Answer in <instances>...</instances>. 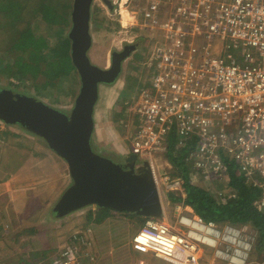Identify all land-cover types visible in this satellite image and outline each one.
I'll use <instances>...</instances> for the list:
<instances>
[{"label":"rangeland","instance_id":"1","mask_svg":"<svg viewBox=\"0 0 264 264\" xmlns=\"http://www.w3.org/2000/svg\"><path fill=\"white\" fill-rule=\"evenodd\" d=\"M18 1L20 3L26 2L28 6L24 7L17 26L7 25L8 23H12L10 22L11 19L6 12L0 11V62H3V67L6 65L5 62H7L4 57L10 54L9 47L11 46V42L17 37L18 32L22 28L28 24H32L39 9L38 5L43 0ZM61 1H56L54 5H58L60 8ZM111 1L113 4L112 9L104 0H94L93 2L90 29L93 43L89 51L91 60L102 67H108L111 62L112 52L121 51L125 45L131 44L137 45V49L131 52V55L123 63V72L117 81L113 84H101L100 86V96L97 106L99 109L109 110V115L113 116L111 126L115 131L114 135L118 136V138L110 139L106 137L105 139L98 129L95 136L93 135L95 149L117 160H121L128 154L136 153L139 156V163L149 161L153 165L159 190L165 203L164 216L160 219L178 231H184L188 234L196 232L205 235V237H211L215 241L214 244L209 243L205 239L199 241L202 249L201 264H246V261L241 260L246 255V252L249 255L248 260H251V263L248 262L247 264H264L262 256L254 249L256 240H254L255 231L252 230V227L249 225L234 226L228 223L217 224L204 221L205 226L202 228L199 224L203 220L198 215L196 217L195 212H191L193 210L190 206L184 205L183 202H173L169 199L171 193L185 197L184 179L173 175L176 170L167 157L169 136L167 135L163 140L159 141L145 138V135L141 131L145 119L143 117L140 118L137 114V108L144 99L142 96L143 90L151 84V78L147 76V69L144 63L151 59L152 48L159 42L155 31L151 28L155 15L151 17L146 16V13H150V0ZM73 2L74 0L71 3V14ZM157 2L159 4L157 27L160 28L162 23L167 21L168 15H176L177 18H180L182 16L180 9L185 8L184 5L187 3L186 0H157ZM15 7L18 6L16 5ZM137 13L139 17L138 22L132 23V14L135 16ZM71 24L70 18V22L68 21L67 25L54 26V28L46 25L42 32L48 36L47 38L51 46H53L59 41L58 37L60 34H64L65 37L69 36ZM196 41L195 46L197 48L204 45V49L209 50L212 56L215 57L223 55L226 46L229 44V40L223 39L219 35L208 37L207 34H204L202 39L199 40L198 38ZM46 51L49 52L48 49ZM194 62H198V59L194 60ZM18 81V79H8L4 73V68L0 65V87L7 86V88L15 92L34 95L65 111H69L72 108L81 83L78 72L75 73L74 71L68 76L61 75L57 84H48V86L44 87L39 86L40 89H36V87L43 85L44 76H39L36 80L26 76L22 80L21 86H19ZM11 82L17 85L15 86ZM8 133H13L11 136L13 140L16 134L23 135L25 138L31 140V146L25 141H23L24 147L22 148L20 146L16 147L15 143L12 146H7L9 142H13L9 140L10 137L7 138ZM34 137L38 136L27 132L21 126L7 125L0 120V187L5 184V181L11 178L14 179L11 185L6 183V186L0 188V209L3 210L4 205L8 203L12 206L5 211L7 215H11V220L9 218L6 219V222L2 221L3 226L5 224L12 225L9 231H3L6 234L5 251L7 248V251L12 255L25 253L27 250L31 251L30 249L32 248L38 249L42 245L40 243H45L46 241H38L39 243L37 244L33 243L31 241L32 238L29 239V235L24 233L26 232L25 230L37 221L33 218L25 220L21 214L13 211H18L17 205H19V202L22 206H25L29 202L30 206L28 210L31 211V215H35L36 208L39 206V214L43 211L42 208L45 209L49 204L52 207L54 203L51 202L55 199L58 200L60 195L72 183L67 163L54 151L50 150L46 141L40 137H38V140L41 142L42 147H39L40 143H35ZM102 138L107 143L102 142ZM120 142L125 144L124 148H122V144L119 145ZM44 143L46 146H44ZM118 145L120 150L122 149L124 152L118 151ZM138 147L141 148V152L139 153L135 152V149ZM50 151L49 155L48 152ZM37 158L39 159L36 160ZM191 162L193 166L190 175L193 183L204 187L218 197L222 194L225 197V195L230 193L227 186V177L218 173L214 174L213 164L206 161V165H210V174L208 175L204 174L201 169L194 168L195 161ZM34 163L39 165L38 169L33 167ZM23 164H28L27 171H25L26 174L17 176L18 178L15 177L19 171L18 168L23 166ZM253 178L257 179L258 175L254 174ZM177 180H180V185L176 183ZM8 187H10L12 195L3 193ZM83 209L79 210V215L76 218L71 221L63 220L61 225H59L58 230L59 235H61L59 246L63 244L61 248L66 245L72 233L84 232L87 235H91V233L95 234L94 231L88 230V219L84 218V215L89 211V207ZM112 214H119V211L113 210ZM50 216L52 219L54 218L51 213ZM132 219H134L135 223H138L136 225L140 226L142 224L140 220ZM45 222L46 225L44 226L50 223L48 220H45ZM175 224H178V227L182 224V230L174 227L176 226ZM216 225L220 231L212 230ZM96 242L98 244L92 243L87 251L89 255L85 257L89 264H140L142 261L144 264H167L166 261L158 258L150 250L136 245V250L127 246L126 250L109 253L108 251L102 252L101 249L104 247H100L99 241L96 240ZM0 248H2L1 245ZM7 251L6 253H8Z\"/></svg>","mask_w":264,"mask_h":264},{"label":"built area","instance_id":"2","mask_svg":"<svg viewBox=\"0 0 264 264\" xmlns=\"http://www.w3.org/2000/svg\"><path fill=\"white\" fill-rule=\"evenodd\" d=\"M187 1L192 7L173 17L144 63L151 84L137 108L141 131L156 141L172 132L180 142L195 137L189 159L204 174L207 161L223 175L221 153L235 155L264 189V0ZM204 34L229 40L223 55L195 46ZM132 241L167 264H201L199 242L159 218L148 217ZM87 243L74 234L51 264H87Z\"/></svg>","mask_w":264,"mask_h":264},{"label":"water","instance_id":"3","mask_svg":"<svg viewBox=\"0 0 264 264\" xmlns=\"http://www.w3.org/2000/svg\"><path fill=\"white\" fill-rule=\"evenodd\" d=\"M104 1L113 8L111 0ZM93 2H73L68 35L72 62L81 83L72 108L65 111L34 95L0 88V120L20 125L42 138L67 163L72 183L53 207L57 218L95 206L160 219L164 216L165 203L153 165L149 161L139 163L136 153L117 161L97 151L93 144L100 86L117 81L123 63L137 49V45L131 44L114 51L108 67L91 60Z\"/></svg>","mask_w":264,"mask_h":264},{"label":"trees","instance_id":"4","mask_svg":"<svg viewBox=\"0 0 264 264\" xmlns=\"http://www.w3.org/2000/svg\"><path fill=\"white\" fill-rule=\"evenodd\" d=\"M56 1L59 2L60 0H43L38 5L39 9L32 24H28L22 28L18 32L17 37L11 42V46L9 47L10 54L4 57L7 60L5 62L6 65L3 67V62H0L7 78L18 79L19 86H21L20 84L26 76L34 80L39 76H44L43 85L36 87V89H40L39 86L44 87L48 86V84H57L61 75H71L72 71L77 73L71 58V40L69 36L65 37L64 34H60L58 37L59 41L51 46L47 38L48 36L42 32L46 25L54 28V26L59 27L67 25L68 21L70 22L71 3L73 0H62L60 8L58 5H54ZM16 5L18 7H15ZM25 6H28L26 2L20 3L18 0H0V11L6 12L11 19L10 22H12L7 25L13 27L18 25ZM46 49L49 52H45ZM11 83L15 84L13 82ZM12 135L13 133H8L7 138L10 137L9 140L13 142H9L7 146H12L15 143L16 147L20 146L22 148L24 147L23 141L28 143V145L31 144V140L25 138L23 135L16 134L14 140L11 139ZM183 142L184 144L181 145ZM196 142L195 137L180 142V138L175 132H172L168 137L167 157L176 170L173 175L182 177L185 187V197L171 193L169 199L173 202H183L184 205L190 206L207 223L252 225L258 231L254 249L262 256V261H264L263 190L253 183L250 179L252 175H249L242 168L238 158L235 155L226 153H221V158L224 163V170L222 172L227 177V186L230 193L225 195V197L224 194L218 197L204 187L193 183L190 175L193 165L188 159L190 153L195 151ZM179 145L180 147H178ZM97 209L96 217L92 216L93 209H91L86 219L89 221L93 220V218L100 220L113 215V209L102 207H97ZM119 213L140 220L142 225L145 222V217L134 212L119 211ZM11 226H9V230ZM4 229L5 227L0 222V231H4ZM27 231H30V234L37 233L35 226H30ZM5 237L6 234L0 232V239ZM50 242L51 239L49 236L45 242L47 244L42 246L41 252L37 255H35L34 248L30 249L31 251L27 250L25 253H16L13 255H8L5 251L0 250V259L3 257L1 261L4 264L7 262L32 264L38 258L39 261L43 260L42 264H51V260L49 261L47 257H49V254L54 253L57 248L55 249L54 246H50ZM30 254L34 256L30 258Z\"/></svg>","mask_w":264,"mask_h":264},{"label":"crops","instance_id":"5","mask_svg":"<svg viewBox=\"0 0 264 264\" xmlns=\"http://www.w3.org/2000/svg\"><path fill=\"white\" fill-rule=\"evenodd\" d=\"M150 2H151V4L149 3L150 13L148 12L149 15H147V13H146V16L151 17L152 15H155L154 16L155 19L153 20L155 24L153 23L152 26H151V28L155 31L156 38H158V41H160V40H162V38H164L166 35H168V31H166V30L171 27L169 25L172 23V19L176 15H172V16H171V14L168 15L167 21H164L162 23L161 28L160 27H157V25H158L157 22H158V18H159L157 16V14L159 13V4H158L157 0H150ZM186 2L187 3L184 5V7L190 9L192 7L191 6L192 4L188 3L187 0H186ZM196 2H198V1L196 0L195 3ZM135 16H136V19H135ZM135 16L132 14V23L133 22H135V23L138 22V19H139L138 13ZM108 112H109V110L105 111V109H99V107L96 105L95 115H94V119H95V130H94L93 135L95 136L96 132L99 129V133L100 134H103V137H105V139H106V137H108L110 139L111 138H118V136L114 135L115 131L112 129V126H111L113 116H111V114L109 115ZM34 138H35V140L33 139L34 142L35 143H38L39 142L40 143L39 144V147H42V144L38 140V137H34ZM102 140H103L102 142L107 143V141L104 140L103 138H102ZM42 142H44V141L42 140ZM121 144H122V142H120L119 145H121ZM119 145H118V148H119L118 151L119 152H124L122 149L120 150ZM122 145H123L122 148H124L125 144H122ZM44 146H46V144ZM114 146H116V145L114 144ZM116 148H117V146H116ZM49 153H51V151L48 152V154ZM38 159L39 158H37L36 160H38ZM25 161H27V160H25ZM27 165L28 164H23V166H21L20 168H18L19 171L17 172V174L15 175V177H17V176H23L24 174H26L25 171H27ZM38 166H39L38 164H35L33 167H35V168L38 169ZM11 182L12 183L14 182V179L13 178H11L10 180L5 181V184L2 187L6 186V183H8V185H11L12 184ZM255 185H257V184H255ZM257 186H259V185H257ZM2 187H0V188H2ZM260 189H262L263 192H264V189L262 187H260ZM4 192L6 194H8V195H12L11 194L10 187L6 188L5 191H3V193ZM57 201L58 200L55 199L51 203L56 204ZM7 203H8V201H7ZM28 203H26L25 206H22L21 203L19 202V205H17L18 211L17 210H13L16 213L21 214V216H23L25 220H28V219H32L33 218V219H35L37 221L36 223H34L32 225V226H35L37 233L30 234V231H27L28 229L25 230L26 232H24V233H27L29 235V239L32 238L31 241H33V243H36L37 244L40 241H44V240L47 241V238L50 236V239H51V242L49 244L50 246H54L55 249L56 248H60L61 246H63V244L59 246V243H61V235H59L58 227H59V225H61V223L63 222V220L71 221L72 219L76 218L79 215V213H78L79 210L78 211H74V212L70 213L69 215H67L65 217L57 218L55 215H53V212H52L53 207L55 205L53 204L52 207H51V204H49V206L45 207V209L42 208L43 211L40 212L39 214H38V208H40V207L38 206L36 208L35 215H31V211L28 210V207L30 206V204H28ZM10 206H11V204L8 203L7 205L6 204L4 205V209L3 210L0 209V222L1 223H2V221L3 222L4 221L6 222V219H9V218L11 220V215H7L6 212H5L8 208H10ZM168 207H169V205H168ZM86 208H84V209H86ZM90 208L93 209V213H92L93 215L92 216H95L96 217L97 216V211L96 210H98L97 207H95V206L89 207V211H91ZM191 209L193 210L191 212H195L193 208H191ZM89 211L86 213V215H84V218L85 219L87 218V215L89 214ZM167 211H169V209H167ZM50 213L53 215V217H54L53 219L51 218ZM76 213H77V215H75ZM14 216H15V214H14ZM196 217H197V214H196ZM19 220H21V219H19ZM45 220L50 221V223H47V226H44V225H46L45 224L46 223ZM76 222H78V221H76ZM203 222L204 221H202L199 224L200 227H202V228H203V226H205V223H203ZM87 224L89 225V226L87 225L88 226V230L89 231H94V233H95V234H92L91 233V235L90 234L87 235V233H86L87 239H88V242H89L88 250H89L90 246L92 245V243H95V244L97 243L96 240L99 241L100 247H104L103 249H101L102 252H104V251H108L109 253L112 252V251L113 252H117V251L119 252V251L126 250L128 247L134 248V250H136V247H135V244L132 241V238L140 230V228L142 227V224L141 225L139 224L140 226L136 225L138 223H135L134 222V219H132V217H130L128 215H123V214L119 213V214H115V215L113 214V215H111V216H109V217H107L105 219H100V220H96L95 218H93V220H91V221L88 220L87 221ZM175 225L176 226H174V225L173 226L176 227V228H179V230H182V224H180L179 227H178V224H175ZM244 225H249L250 227H252V230L255 231V233H254V240H255L256 237H257V235H258V231L252 225H250V224H244ZM4 226H5L4 231H9V225L8 224H5ZM234 226H236V225H234ZM7 228H8V230H6ZM212 230H214V231H220L218 229L217 225ZM49 231H53V232H49ZM0 232L3 233V231H0ZM181 232L184 233V234H186L187 236L193 237L198 242L201 239H205L209 243H212V244L215 243V241H214L213 238L208 237V236L205 237V235H201V234L196 233V232H191V234H188V233H186L184 231H181ZM3 234H5V233H3ZM54 237H55V239H54ZM62 242H63V238H62ZM40 244H42V243H40ZM46 244L47 243H43V245H41L38 249H34V251L36 252L35 255L39 254L41 252V250H42L41 249L42 246H44ZM0 245L2 246V248H0V250L5 251V247H4V245H6L5 238H1L0 239ZM131 245H132V247H131ZM94 247H96V246L94 245ZM6 251H7V248H6ZM6 251H5V253H6ZM29 256L31 258V256H34V255L30 254ZM51 256L52 255L49 254V257H47L49 259V261H50ZM248 256L249 255L246 252V255L243 256V259H241V260L242 261H246L247 263L248 262L251 263V260H248V258H249ZM36 259H37V261L35 260V262L32 263V264H42L43 263V260L42 261L41 260L39 261L38 258H36ZM0 264H4V263L0 261ZM5 264H16V263L7 262Z\"/></svg>","mask_w":264,"mask_h":264},{"label":"clouds","instance_id":"6","mask_svg":"<svg viewBox=\"0 0 264 264\" xmlns=\"http://www.w3.org/2000/svg\"><path fill=\"white\" fill-rule=\"evenodd\" d=\"M4 73H5V71H4ZM0 88H7V86L0 87ZM5 124H6V123H5ZM7 125H8V124H7ZM18 126L20 127V125H18ZM21 128H23V127H21ZM23 129H25V128H23ZM25 130H26V129H25ZM26 131L29 132V133H31V132L28 131V130H26ZM31 134H33V133H31ZM34 135H35V134H34ZM36 136H37V135H36ZM71 181H72V180H71ZM69 186H70V185H69ZM69 186H68V187H69ZM68 187H67V188H68ZM62 194H63V193H62ZM62 194H61V195H62ZM61 195H60V196H61ZM90 207H93V206H90ZM82 209H83V208H82ZM77 211H78V210H77ZM147 218H148V217H147ZM147 218H145V220H146ZM74 234H80V235L85 236V238H86V240H87V242H88V239H87V237H86V236H87L86 233H84V232H82V233H80V232L72 233L70 239L72 238V236H73ZM70 239L67 241L66 245L68 244V242L70 241ZM132 239H133V238H132ZM87 244L89 245V242H88ZM66 245H65V246H66ZM88 245H87V247H84L83 251L85 250V248H88ZM65 246H64V247H65ZM64 247H62V248H64ZM62 248H61V247H60V248H57L56 251H55L54 253L60 251ZM87 251H88V249H87ZM54 253H51V255H53ZM87 253H88V252H87ZM88 255H89V254H88ZM86 256H87V255H86ZM86 256H85V257H86ZM51 257H52V256H51ZM50 260H51V258H50ZM86 263L89 264V262H87V261H86Z\"/></svg>","mask_w":264,"mask_h":264},{"label":"flooded vegetation","instance_id":"7","mask_svg":"<svg viewBox=\"0 0 264 264\" xmlns=\"http://www.w3.org/2000/svg\"><path fill=\"white\" fill-rule=\"evenodd\" d=\"M112 54H113V52H112ZM117 161H119V159Z\"/></svg>","mask_w":264,"mask_h":264}]
</instances>
